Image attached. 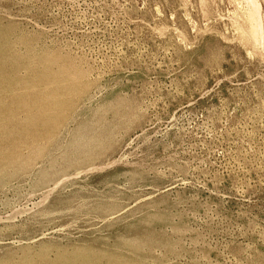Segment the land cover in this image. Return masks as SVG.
<instances>
[{
	"label": "rangeland",
	"instance_id": "374dc122",
	"mask_svg": "<svg viewBox=\"0 0 264 264\" xmlns=\"http://www.w3.org/2000/svg\"><path fill=\"white\" fill-rule=\"evenodd\" d=\"M0 264H264V0H0Z\"/></svg>",
	"mask_w": 264,
	"mask_h": 264
},
{
	"label": "bare ground",
	"instance_id": "6f19581e",
	"mask_svg": "<svg viewBox=\"0 0 264 264\" xmlns=\"http://www.w3.org/2000/svg\"><path fill=\"white\" fill-rule=\"evenodd\" d=\"M258 140V139H257Z\"/></svg>",
	"mask_w": 264,
	"mask_h": 264
}]
</instances>
